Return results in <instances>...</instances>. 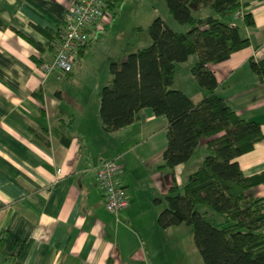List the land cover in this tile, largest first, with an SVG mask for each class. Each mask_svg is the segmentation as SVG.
Masks as SVG:
<instances>
[{"label":"crops","instance_id":"crops-1","mask_svg":"<svg viewBox=\"0 0 264 264\" xmlns=\"http://www.w3.org/2000/svg\"><path fill=\"white\" fill-rule=\"evenodd\" d=\"M72 1L0 0V264H106L110 256L114 264H193L190 234L188 243L181 235L192 226L161 227L157 218L174 177L181 190L208 153L209 138L171 169L164 159L166 115L145 107L129 125L105 131L99 116L104 69L126 57L121 0L115 19L76 60V71L44 73L39 64L52 60V38ZM241 1L254 25L235 13L227 20L250 44L211 67L217 92L264 132V80L250 65L251 57L264 59V0ZM162 7L168 12L166 1ZM153 10L163 16L157 5ZM193 11L214 13L210 0H196ZM180 84L195 102L205 94L190 78ZM104 158H117L127 187L129 204L118 213L96 181ZM237 160L245 175L262 174L251 192L264 197V137Z\"/></svg>","mask_w":264,"mask_h":264},{"label":"trees","instance_id":"trees-1","mask_svg":"<svg viewBox=\"0 0 264 264\" xmlns=\"http://www.w3.org/2000/svg\"><path fill=\"white\" fill-rule=\"evenodd\" d=\"M118 1L108 3L115 7ZM165 1L170 15L189 28L177 29L158 15L148 25L149 45L133 50V43L127 41L126 57L109 64L111 77L99 92V116L105 131H112L135 121L145 107L166 115L164 159L171 169L188 161L199 150L201 139L208 137V153L190 173L183 190L174 177L158 224L191 225L205 264H264V197L251 192L263 177L245 175L237 160L254 148L264 132L258 121L239 115L217 92L220 82L211 67L250 44L239 26L227 20L241 9L242 1L210 0L214 13L204 16L193 11L196 0ZM243 17L247 25H254L252 12ZM191 55L197 56L191 73L205 90L198 102L172 85L177 63ZM250 65L264 80V59L251 57ZM214 214H223L224 221L213 222ZM106 264H114V258L110 256Z\"/></svg>","mask_w":264,"mask_h":264},{"label":"built area","instance_id":"built-area-1","mask_svg":"<svg viewBox=\"0 0 264 264\" xmlns=\"http://www.w3.org/2000/svg\"><path fill=\"white\" fill-rule=\"evenodd\" d=\"M116 10L108 0H73L67 8L59 34L52 40L54 56L42 61L44 73H67L76 63L80 50L91 43L116 17ZM236 16L243 15L240 9ZM121 164L117 158H104L97 166L96 181L107 207L120 212L129 204L126 185L122 182Z\"/></svg>","mask_w":264,"mask_h":264},{"label":"rangeland","instance_id":"rangeland-1","mask_svg":"<svg viewBox=\"0 0 264 264\" xmlns=\"http://www.w3.org/2000/svg\"><path fill=\"white\" fill-rule=\"evenodd\" d=\"M164 2L165 0H121L120 1V7H119L120 13L118 17L119 24L122 28V31L124 32V35H126L128 39L127 41L131 40V42L133 43L132 46L135 45V47L138 48V47L147 46L151 43L148 42V39H150V35L148 33V25L152 22V20L156 16L159 15V14L157 15L154 14L153 5H157V7H159V10L161 11V13H163L162 17H164L168 21V23L173 27L181 30H186L189 28V25L178 23L177 21H175L172 15H170L169 12H163V9H160L163 8L162 6ZM140 26L143 27V29H141ZM196 59H197L196 55H191L188 61L178 62L177 71L174 76V80L172 82L173 86L177 87L181 85L180 80L182 79L186 80L190 78V82H193L194 86L200 88L198 83L195 81L190 70L191 65L194 63ZM79 65L80 63L75 64L74 66L75 71L79 68ZM108 68L109 65L107 68L104 69V76H103L104 84L108 82V78H109ZM189 85L191 84L189 83ZM183 189H184V185L182 186L181 190ZM202 207L208 208L205 206ZM219 218L225 219V216L223 214H216V216L212 217V221L217 223ZM181 233L182 236H185L186 243L189 242V234H190V242L194 250L193 258H192L193 264H199V262H201V264H204L202 256L198 251V247L196 246L194 241L193 228H191L190 231H188V229L182 230Z\"/></svg>","mask_w":264,"mask_h":264}]
</instances>
